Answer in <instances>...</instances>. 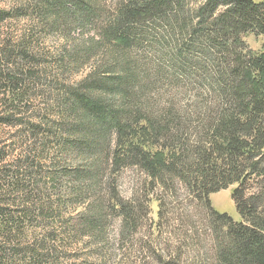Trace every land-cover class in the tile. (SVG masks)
Returning a JSON list of instances; mask_svg holds the SVG:
<instances>
[{
  "label": "rangeland",
  "instance_id": "1",
  "mask_svg": "<svg viewBox=\"0 0 264 264\" xmlns=\"http://www.w3.org/2000/svg\"><path fill=\"white\" fill-rule=\"evenodd\" d=\"M91 1L96 10L89 17L79 20L72 9L67 20L51 23L46 13L44 18L39 14L44 0H0V9L12 12L0 22V153L6 156L4 171L26 186L35 203L13 243L0 246V260L5 264H218L207 210L202 203L190 204L192 196L182 183L151 188L137 166L115 171L113 131L96 152L78 145L77 137L86 129L74 126L76 115L69 111L67 100L88 76L120 72L133 62L136 80L130 91L152 111L176 116L175 128L193 144L200 141L204 128L197 118L207 114L204 104L215 97L212 90L204 89L202 80L190 79L175 65L171 46L177 35L165 23L175 13L147 29L140 26L137 45L116 50L109 32L126 0ZM205 1L184 0V15H195ZM244 39L248 48L264 52V35L249 33ZM22 47L27 49L24 54ZM115 93L109 101L119 107L122 96L126 98V85ZM64 146L68 152L61 150ZM75 169L86 176V186L84 193L74 196L76 182L77 188L81 186L70 175ZM233 186L237 184L212 193L210 200L217 212L240 222ZM12 192H7L8 199L18 198ZM114 196L125 205L135 198V220L127 222L114 209ZM42 203L49 206L44 212L35 209ZM90 217L96 219L93 225L87 221Z\"/></svg>",
  "mask_w": 264,
  "mask_h": 264
},
{
  "label": "trees",
  "instance_id": "2",
  "mask_svg": "<svg viewBox=\"0 0 264 264\" xmlns=\"http://www.w3.org/2000/svg\"><path fill=\"white\" fill-rule=\"evenodd\" d=\"M183 4L184 0H126L116 12L109 40L116 50L131 49L138 43L137 28L165 22L175 13L165 22L177 35L171 46L175 65L190 79L196 76L202 80L204 89L215 94L213 102L204 104L207 114L197 118L204 126L200 141L193 144L187 134L175 128L176 116L152 111L143 106L140 95L130 91L136 80L132 62L120 72L88 76L70 93L67 106L76 115L74 126L86 129L78 135V145L96 152L113 131L116 144L111 164L115 171L125 165L137 166L151 188H174L178 181L192 196L190 204H203L218 264H264V52L248 48L244 39L249 33L264 35V1L206 0L193 16L184 15ZM72 9L81 20L96 7L91 0H44L39 14L44 18L46 13L55 23L69 17ZM11 14L0 9V22ZM26 50L22 47L23 54ZM125 85L126 98L122 96L119 107L110 104L109 98ZM12 96L17 98L13 92ZM93 129L94 134L88 135ZM61 150L68 152L65 146ZM5 157L0 153V246L4 247L16 239L35 205L26 186L4 171ZM98 162L95 158V167ZM70 175L81 183L77 188L76 182L73 195L84 193V173L75 169ZM95 184L93 178L90 185ZM234 184L232 196L240 222L217 212L210 200L212 193ZM11 190L18 198L8 199ZM113 201L114 209L118 208L127 222L135 220V198L126 205L117 196ZM48 207L42 203L35 209L44 212ZM90 218L87 221L93 225L96 219ZM0 264L5 263L0 260Z\"/></svg>",
  "mask_w": 264,
  "mask_h": 264
}]
</instances>
